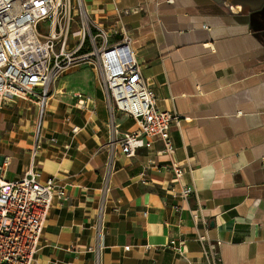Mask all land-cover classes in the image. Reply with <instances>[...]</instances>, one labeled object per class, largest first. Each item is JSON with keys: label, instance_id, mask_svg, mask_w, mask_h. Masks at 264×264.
Wrapping results in <instances>:
<instances>
[{"label": "crops", "instance_id": "1", "mask_svg": "<svg viewBox=\"0 0 264 264\" xmlns=\"http://www.w3.org/2000/svg\"><path fill=\"white\" fill-rule=\"evenodd\" d=\"M83 2L93 22L131 37L158 108L180 117L170 127L176 149L156 154L162 143L155 142L127 156L116 145L103 193L110 115L91 67H74L52 85L41 119L36 100L5 105L1 176L12 181L32 163L68 194L47 215L38 262L94 264L86 249L100 218V264H207L201 234L219 241V264H264V0ZM135 6L143 10L117 20V10ZM79 92L90 100L78 104ZM116 115L119 131L135 129ZM39 120L43 144L32 155ZM149 160L180 162L184 172L173 183L170 171ZM169 185L175 194L165 191ZM183 186L194 190L186 199L177 195ZM198 210L207 226H196Z\"/></svg>", "mask_w": 264, "mask_h": 264}, {"label": "built area", "instance_id": "2", "mask_svg": "<svg viewBox=\"0 0 264 264\" xmlns=\"http://www.w3.org/2000/svg\"><path fill=\"white\" fill-rule=\"evenodd\" d=\"M142 10V6L119 9L117 20L123 14ZM71 24L76 27L72 41L69 38ZM123 29H106L93 22L83 0H0V110L14 99L36 100L41 119L52 85L74 67H91L110 115V155L102 181L103 193L108 189L116 145L130 156L138 148L150 150L155 142H161L162 148L156 150V154H172L176 148L170 127L172 122L178 125L180 119L176 112L158 108L153 91L140 74L131 37ZM74 96L78 104L90 100L80 92ZM117 113L132 119L135 129L119 131ZM40 121L34 134L32 155L43 144ZM76 130V127L72 129ZM55 141L54 137L50 138V142ZM153 163L149 160V165ZM153 166L156 170L170 171L173 183L184 172L182 163L175 161L163 165L156 162ZM25 172L12 181L0 174V264H45L38 262L36 256L44 224L54 202H62L68 195L56 177L42 178L32 163ZM173 190V185L165 189L171 193ZM193 192L191 187L183 186L177 195L186 199ZM173 207L179 210L178 206ZM192 218L197 227L199 223L207 226L200 210L193 211ZM95 235L94 243L86 251L94 254V264H100V218L95 223ZM198 240L206 263L219 264V241H209L205 234L198 235ZM175 244L174 239L169 241V245ZM124 248L128 250L129 246ZM177 251L182 254L181 246L178 245Z\"/></svg>", "mask_w": 264, "mask_h": 264}, {"label": "rangeland", "instance_id": "3", "mask_svg": "<svg viewBox=\"0 0 264 264\" xmlns=\"http://www.w3.org/2000/svg\"><path fill=\"white\" fill-rule=\"evenodd\" d=\"M76 32V27L74 24H71L70 26V31H69V38L70 40L72 41L74 38H73V34Z\"/></svg>", "mask_w": 264, "mask_h": 264}]
</instances>
